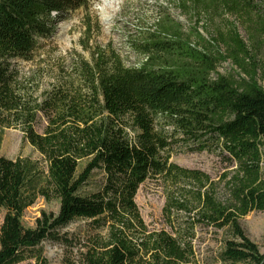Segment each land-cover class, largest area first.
I'll return each instance as SVG.
<instances>
[{
  "label": "trees",
  "instance_id": "1",
  "mask_svg": "<svg viewBox=\"0 0 264 264\" xmlns=\"http://www.w3.org/2000/svg\"><path fill=\"white\" fill-rule=\"evenodd\" d=\"M89 1L0 0V127L22 132L45 164L0 156V264H48L41 245L73 248L75 239L64 230L76 221L91 228L81 247L83 264H193L195 224L227 234L219 264H264V254L240 224L252 212L264 213V86L257 67H247L250 51L239 34L232 29L226 57L245 75L239 81L220 75L211 80L217 60L181 43L179 28L170 25L142 53L148 66L158 60L171 66L129 68L115 51L98 49L91 62L75 61L68 77L39 100L17 61L30 60L38 38L51 36ZM221 2L233 12L253 9L249 0ZM94 29L89 22L87 34ZM40 117L46 123L42 133L36 130ZM179 143L197 152L220 150L237 165L227 204L206 189L207 176L170 162ZM96 175L101 179L89 189ZM151 179L201 187L189 191L194 210L187 200L168 198L164 218L174 235L148 231L141 217L136 197ZM39 198L57 201L59 211L26 229L22 217ZM182 211L196 212L197 221H187L189 239L176 225L175 214Z\"/></svg>",
  "mask_w": 264,
  "mask_h": 264
},
{
  "label": "rangeland",
  "instance_id": "2",
  "mask_svg": "<svg viewBox=\"0 0 264 264\" xmlns=\"http://www.w3.org/2000/svg\"><path fill=\"white\" fill-rule=\"evenodd\" d=\"M100 1H89L85 6L71 12L57 24L51 36L38 38L37 48L30 60L17 61L22 77L32 81L35 95L39 100L57 82L68 77L75 61L81 58L91 62L92 55L98 49L115 51L123 64L129 68L146 65L149 69H158L171 66L166 65L164 60L153 61V65L148 66L149 57L142 53L144 44L152 36L160 33L163 26L170 25L179 28L177 38L181 43L217 60L216 71L210 74L211 80H216L220 75L239 81L244 79L245 75L231 60H226L229 53V38L234 28L250 51L249 59L246 60L248 69L257 67L258 82L264 86V0H249L253 8L250 14H246V11L233 12L221 0H215V5L209 3L195 5L193 0H124L120 12L109 26L103 24L96 8ZM183 3H186L185 7ZM89 22L95 26L90 35L86 32ZM64 25H69L67 31H62ZM85 45L90 50L85 51L83 49ZM187 63L189 62L179 64ZM45 124V120L40 117L36 124L38 133L43 132ZM0 156L13 160L18 157L28 158L38 162L42 167L45 166L42 156L25 139L24 134L16 129L0 127ZM170 162L207 176L209 183L206 189L213 191L219 202L228 203L230 198L228 184L235 176L237 165L230 161L226 153L217 149L197 152L179 143L171 151ZM261 173L264 180V154ZM100 179L101 177L96 175L90 181L89 189L96 187ZM200 188L195 182L182 181L178 186H173L163 179H151L141 185L136 204L148 231H165L174 235L164 218L168 198L187 200L191 203L189 209L194 210L197 205L191 192ZM58 211L57 201L47 202L39 198L25 211L22 225L26 229H34L43 214L56 215ZM195 215L194 211L175 214L176 225L183 226V239H189L185 234L186 225L192 223V218L197 221ZM4 216L5 211L2 210L0 227ZM240 224L249 239L258 246L260 253L264 254V213L252 212L242 218ZM88 225V222L76 221L64 230V233L69 234V238L75 239L73 248L59 243L44 242L41 249L48 264H83L81 254L84 248L81 247L87 243L86 238L91 234ZM226 238L227 234L223 231L195 224L194 236L190 240L194 253L193 264H219V255ZM78 240L81 241L79 244ZM22 264L36 263L29 260Z\"/></svg>",
  "mask_w": 264,
  "mask_h": 264
},
{
  "label": "bare ground",
  "instance_id": "3",
  "mask_svg": "<svg viewBox=\"0 0 264 264\" xmlns=\"http://www.w3.org/2000/svg\"><path fill=\"white\" fill-rule=\"evenodd\" d=\"M124 0H101L96 6L101 21L105 26H109L112 19L120 12ZM103 4L104 10H100V5ZM69 25L62 26V31H67Z\"/></svg>",
  "mask_w": 264,
  "mask_h": 264
},
{
  "label": "clouds",
  "instance_id": "4",
  "mask_svg": "<svg viewBox=\"0 0 264 264\" xmlns=\"http://www.w3.org/2000/svg\"><path fill=\"white\" fill-rule=\"evenodd\" d=\"M100 10L103 11L104 8H103V4L100 5Z\"/></svg>",
  "mask_w": 264,
  "mask_h": 264
}]
</instances>
